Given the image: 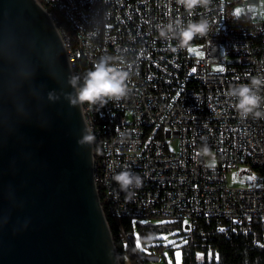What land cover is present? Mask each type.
<instances>
[{
    "label": "built area",
    "instance_id": "obj_1",
    "mask_svg": "<svg viewBox=\"0 0 264 264\" xmlns=\"http://www.w3.org/2000/svg\"><path fill=\"white\" fill-rule=\"evenodd\" d=\"M259 1L210 0L186 10L179 0H37L61 36L77 90L101 58L129 73L126 98L81 105L100 144L94 179L107 221L183 219L191 231L197 219L217 220L228 235L260 226L254 242L264 247V118L242 119L238 97L228 95L264 78ZM203 20L207 33L181 46L180 31ZM234 169L252 181L228 185ZM121 170L138 173L142 186L121 191L113 180ZM134 235L125 230L127 239Z\"/></svg>",
    "mask_w": 264,
    "mask_h": 264
},
{
    "label": "water",
    "instance_id": "obj_2",
    "mask_svg": "<svg viewBox=\"0 0 264 264\" xmlns=\"http://www.w3.org/2000/svg\"><path fill=\"white\" fill-rule=\"evenodd\" d=\"M73 78L37 0H0V264H120Z\"/></svg>",
    "mask_w": 264,
    "mask_h": 264
},
{
    "label": "trees",
    "instance_id": "obj_3",
    "mask_svg": "<svg viewBox=\"0 0 264 264\" xmlns=\"http://www.w3.org/2000/svg\"><path fill=\"white\" fill-rule=\"evenodd\" d=\"M84 81L85 78L81 81V86L84 85ZM94 148L97 161L100 156V144L96 142ZM108 221L120 264H137L140 253H144L136 235L131 239L125 236V230H133L136 224L141 232L142 244L145 246L149 240H155L157 234L175 231L173 235L177 237L176 241L164 244L162 241L164 239H160L162 242L149 245L151 255H162L164 247L173 252L176 248L175 243L184 241L181 245L182 264H264V247L259 242H254L255 238L259 239L262 235L260 226L255 227L254 233L228 235L229 231L217 230L220 226L217 220L207 222L197 219L195 228L191 231L186 230L183 219H169L151 225H141L139 223L141 220L135 224L132 219L127 218L109 217Z\"/></svg>",
    "mask_w": 264,
    "mask_h": 264
},
{
    "label": "clouds",
    "instance_id": "obj_4",
    "mask_svg": "<svg viewBox=\"0 0 264 264\" xmlns=\"http://www.w3.org/2000/svg\"><path fill=\"white\" fill-rule=\"evenodd\" d=\"M210 0H179V3L186 9L191 10L197 5H208ZM209 25L206 20L191 23L179 33L181 46H186L197 34L205 35ZM171 30V25H169ZM161 36H166L167 33L161 31ZM129 78V73L116 66H112L108 59L101 60L93 66V69L88 71L83 87L79 88L75 99L69 94L68 99L70 104L75 106L80 105H95L97 103L106 104L108 100L119 101L128 95V85L126 81ZM78 77H74L70 84L75 87ZM264 86V78L259 76L252 77L249 84H240L238 87H233L228 90V95L238 97L235 103L236 111L242 119L249 117L257 119L264 118V109L261 108V102L264 97L259 95V89ZM94 137L92 135H84L79 141L80 146L89 144ZM207 146L201 149V155L208 154ZM113 180L119 186L120 190L129 193L133 188H139L143 184V178L130 170H121L113 176Z\"/></svg>",
    "mask_w": 264,
    "mask_h": 264
},
{
    "label": "rangeland",
    "instance_id": "obj_5",
    "mask_svg": "<svg viewBox=\"0 0 264 264\" xmlns=\"http://www.w3.org/2000/svg\"><path fill=\"white\" fill-rule=\"evenodd\" d=\"M235 11L238 14H241L242 10H241V5L238 4L234 7ZM253 9L255 11H257L261 16L263 14V0H260L258 4L254 5ZM231 59V57H229ZM215 69L220 68V66H215ZM179 147V143L175 142L173 144V149L176 150ZM246 181H252V178L250 175H241L240 174V170H232L229 171L227 173V184L228 185H233V186H244L246 185ZM138 220H135L134 223L136 224ZM164 221L162 218H142L141 222L143 224H147V223H159ZM134 233L136 235L138 244L141 246V250L144 251V253L146 255H149V248L148 246L151 245L152 243L155 242H162L164 244H168V243H172L174 241H176L177 237L175 235H173V233L175 231H166L164 234H157L156 235V239L155 240H149L145 245L142 244V240H141V232L139 230V228L137 227V224L135 225V228L133 229ZM160 239H164V240H160ZM168 239V240H167ZM158 240V241H157ZM184 241H177L175 243L176 248L174 249L173 252H171V250L168 247H164L163 250V254L160 255V260L156 261V262H151V261H147L146 260V264H177V252H179V264L183 263V254H182V249H181V245L183 244Z\"/></svg>",
    "mask_w": 264,
    "mask_h": 264
},
{
    "label": "snow or ice",
    "instance_id": "obj_6",
    "mask_svg": "<svg viewBox=\"0 0 264 264\" xmlns=\"http://www.w3.org/2000/svg\"><path fill=\"white\" fill-rule=\"evenodd\" d=\"M190 50H191V49H190ZM176 255H177V264H179V255H180L179 252H177Z\"/></svg>",
    "mask_w": 264,
    "mask_h": 264
}]
</instances>
